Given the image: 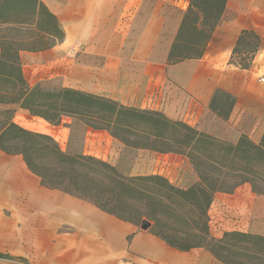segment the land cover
<instances>
[{
    "label": "crops",
    "instance_id": "crops-1",
    "mask_svg": "<svg viewBox=\"0 0 264 264\" xmlns=\"http://www.w3.org/2000/svg\"><path fill=\"white\" fill-rule=\"evenodd\" d=\"M38 1L54 16L63 34L52 48L28 53L37 64L43 56L50 77L46 80L59 78L63 89L158 112L230 144H236L241 135L260 143L264 135V0H227L202 53L175 61L169 56L190 0ZM243 30L253 31L260 39L246 70L230 63ZM222 95L229 100L223 112L219 104ZM25 124L50 133L45 125ZM168 156L174 162L183 158ZM28 171L21 155L0 150V219L4 208L10 206L5 199L19 196L8 180ZM4 175L10 178L4 180ZM51 201L48 197L45 203L53 204ZM18 205L13 204V210L18 211ZM83 210L80 203L79 210L66 219L73 229L63 235V264H223L205 248L180 251L150 228L137 229L93 210L85 216ZM209 212L217 220L220 213L227 212V223H245L247 233L264 230V196L254 194L249 184L229 194H215L208 218ZM66 256L73 260L65 262Z\"/></svg>",
    "mask_w": 264,
    "mask_h": 264
},
{
    "label": "trees",
    "instance_id": "trees-1",
    "mask_svg": "<svg viewBox=\"0 0 264 264\" xmlns=\"http://www.w3.org/2000/svg\"><path fill=\"white\" fill-rule=\"evenodd\" d=\"M227 0H190L183 16L170 59L182 56L179 45L197 48L198 56L221 19ZM27 11V12H26ZM18 17L28 13L37 21V33L30 41L12 42L11 55L0 44V150L21 155L28 170L40 184L63 189L91 200L104 212L134 225L149 224L151 232L180 251L205 248L223 264H264V236L238 231L224 232L221 238L209 236L208 210L217 193H232L249 184L256 195L264 196V135L260 143L241 135L236 144L217 140L181 122L154 111H141L76 90L43 91L26 83L19 53L39 52L59 43L63 34L54 16L38 0H0V22L5 14ZM24 22L15 23L16 25ZM192 35L186 40L185 34ZM45 36L52 41H44ZM260 46L259 37L241 31L230 63L249 69ZM191 57V56H190ZM11 105L28 111L52 125L63 116L80 119L94 131H105L124 146L186 158L198 175L187 189L172 185L160 175L127 177L111 165L90 156H71L60 150L49 136L33 133L13 122ZM0 259L26 264L22 258L0 254Z\"/></svg>",
    "mask_w": 264,
    "mask_h": 264
},
{
    "label": "rangeland",
    "instance_id": "rangeland-1",
    "mask_svg": "<svg viewBox=\"0 0 264 264\" xmlns=\"http://www.w3.org/2000/svg\"><path fill=\"white\" fill-rule=\"evenodd\" d=\"M27 12V11H26ZM6 23L0 22V44L6 41L9 53H14L12 42L18 39L30 41L37 33V21L28 13L14 17L11 14H5ZM24 22L16 25L15 23ZM187 36V37H186ZM186 40H191L192 35L185 34ZM51 42L52 38L45 36L44 41ZM45 51V50H44ZM43 52V51H39ZM28 53L20 52L19 63L22 75L30 87L37 86L43 91L58 92L63 89V82L59 78L46 80L44 65L40 58L37 64ZM190 57L198 54L197 48H191L189 44L179 45L176 54ZM3 87L2 85H0ZM222 112L227 109L229 100L223 95L219 100ZM6 109L0 105V111ZM7 109H13V122L23 129L43 134L51 137L60 150L71 156H90L99 159L112 167L124 176H148L160 175L170 180H176L184 185H174L178 188L187 189L189 184L198 181V175L190 162L183 158L174 162L168 154H159L147 152V150L135 149L124 146L118 140L112 138L105 131H94L88 128L80 119L71 116H63L58 125H52L44 119L31 116L28 111L11 105ZM24 119V120H23ZM4 120L0 117V124ZM25 123L39 126L45 125L50 133H45L31 127ZM176 155V154H173ZM180 156V155H177ZM182 157V156H181ZM165 166L166 169L159 168ZM160 169L161 172H160ZM166 175L167 177H165ZM16 179L9 181L10 176L4 175V180H8V185L13 187L14 192L19 196L5 199V204H10L4 208L3 218L0 219V254L10 257L22 258L26 264H63V235L68 236L73 229L66 219L75 210H79V205L83 206V213L91 214L92 210L101 214H108L101 210L91 200L82 199L70 191L63 189H50L40 184L39 179L31 172L21 173L15 176ZM192 186V185H191ZM264 187V185H262ZM43 193V195H41ZM50 197L52 201H63V205L46 204V199ZM57 198V199H56ZM67 201H64V200ZM19 204L16 212L12 205ZM77 203V205H75ZM110 215V214H109ZM213 212H209V236L212 239H219L224 232L239 231L244 232L245 223L238 222L227 223L230 216L225 212L220 213V217L214 219ZM217 217V216H216ZM237 215L231 218L236 219ZM240 217H237L239 220ZM232 220V221H234ZM264 222V217L261 219ZM230 224V225H229ZM142 225V224H141ZM140 224L135 225L140 229ZM149 228V227H148ZM242 229V230H241ZM249 232V231H247ZM246 231L244 233H247ZM259 232V233H258ZM254 233V232H253ZM256 234H264V230H257ZM65 262H71L73 258L66 256ZM0 264H23L0 259Z\"/></svg>",
    "mask_w": 264,
    "mask_h": 264
},
{
    "label": "bare ground",
    "instance_id": "bare-ground-1",
    "mask_svg": "<svg viewBox=\"0 0 264 264\" xmlns=\"http://www.w3.org/2000/svg\"><path fill=\"white\" fill-rule=\"evenodd\" d=\"M57 199V198H56ZM53 204H61V206L63 205V201H59V200H54V201H51Z\"/></svg>",
    "mask_w": 264,
    "mask_h": 264
},
{
    "label": "water",
    "instance_id": "water-1",
    "mask_svg": "<svg viewBox=\"0 0 264 264\" xmlns=\"http://www.w3.org/2000/svg\"><path fill=\"white\" fill-rule=\"evenodd\" d=\"M149 227V224H147L146 226H144V223H142V225L140 226L141 229H147Z\"/></svg>",
    "mask_w": 264,
    "mask_h": 264
}]
</instances>
